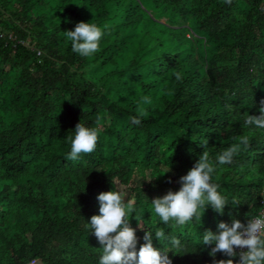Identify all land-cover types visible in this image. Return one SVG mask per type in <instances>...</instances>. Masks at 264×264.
<instances>
[{
  "label": "trees",
  "instance_id": "obj_1",
  "mask_svg": "<svg viewBox=\"0 0 264 264\" xmlns=\"http://www.w3.org/2000/svg\"><path fill=\"white\" fill-rule=\"evenodd\" d=\"M79 22L104 32L86 58L64 33ZM261 101L264 0H0V264H99L86 224L111 190L132 202L137 252L147 231L170 247L161 229L181 241L173 264H213L203 234L264 209V129L245 124ZM80 121L98 141L70 160ZM243 135L248 147L219 165ZM204 150L229 205L164 224L151 201L178 191Z\"/></svg>",
  "mask_w": 264,
  "mask_h": 264
},
{
  "label": "clouds",
  "instance_id": "obj_2",
  "mask_svg": "<svg viewBox=\"0 0 264 264\" xmlns=\"http://www.w3.org/2000/svg\"><path fill=\"white\" fill-rule=\"evenodd\" d=\"M225 2L230 4L231 0ZM64 33L71 41L72 51L85 58L99 50L104 35L99 26L90 22H79L74 30ZM176 78L180 79L179 74ZM142 99L144 103H150L148 97ZM261 104L264 105V101H261ZM226 107L231 110L230 105ZM259 111V116L247 115L245 124L264 129V106ZM143 115L145 113L134 116L132 123L139 125ZM74 133V137H69L71 151L67 158L70 160L78 159L81 153H91L95 150L99 129L86 127L80 121L76 124ZM237 140V143L232 144L216 157L219 165L231 164L242 147H248L249 136L243 135ZM206 147L207 142H205ZM169 171L170 168L167 172ZM216 171L217 168L210 160L209 152L204 150L187 174L180 177L181 187L178 191L169 190L163 197L151 201L160 221L164 224L174 221L178 225H185L194 217L201 220L208 206L222 215L229 202L218 191L220 185L212 182ZM125 197L126 194L120 190L100 193L97 197L99 214L93 215L90 223L86 224L102 246L99 264H173L168 253L181 248V241L175 236H166L161 229L155 232V238L158 241L168 240L170 247L162 249L154 247L152 232L147 231L143 237L144 243L137 252L136 229L131 226V221L128 219L130 212L133 211L132 202L130 200L125 202ZM202 245H214L209 252L213 264H264V215L247 219V224L238 219H233L230 224L220 222L217 233L206 231L203 234ZM237 249L240 251L237 252ZM217 253H223L228 259L215 260Z\"/></svg>",
  "mask_w": 264,
  "mask_h": 264
},
{
  "label": "built area",
  "instance_id": "obj_3",
  "mask_svg": "<svg viewBox=\"0 0 264 264\" xmlns=\"http://www.w3.org/2000/svg\"><path fill=\"white\" fill-rule=\"evenodd\" d=\"M38 53H40V52H38ZM261 215H264V209L261 210V212H260V214L258 216H261ZM255 217H257V216H255ZM244 250L246 251L247 249H244ZM239 251H240V249H237V252H239ZM27 264H33V262H30V263H27Z\"/></svg>",
  "mask_w": 264,
  "mask_h": 264
}]
</instances>
